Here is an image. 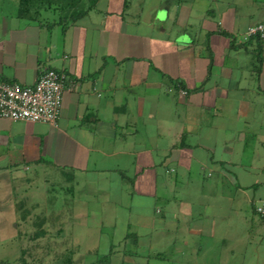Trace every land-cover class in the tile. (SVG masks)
<instances>
[{
  "label": "crops",
  "instance_id": "obj_1",
  "mask_svg": "<svg viewBox=\"0 0 264 264\" xmlns=\"http://www.w3.org/2000/svg\"><path fill=\"white\" fill-rule=\"evenodd\" d=\"M16 1L0 0V81L51 68L68 89L56 125L0 117V217L49 176L57 246L224 264L228 234L264 203V59L246 35L264 0H93L66 27L19 18Z\"/></svg>",
  "mask_w": 264,
  "mask_h": 264
},
{
  "label": "rangeland",
  "instance_id": "obj_2",
  "mask_svg": "<svg viewBox=\"0 0 264 264\" xmlns=\"http://www.w3.org/2000/svg\"><path fill=\"white\" fill-rule=\"evenodd\" d=\"M15 4H17V7ZM15 4L13 6L12 2L9 3L7 10L9 9L10 12L16 10L17 12V1ZM48 177L41 178L42 185H40V180L37 181L38 185L33 186V200L30 203L24 202L22 205L20 203H23V201L17 203L19 210L17 218H14L9 212L0 217V262H4V264H21L23 257L31 264H62L64 258L73 254L75 264H110L111 260L106 256L108 248H105V245L107 244L103 241L100 248L91 253L88 250H80L77 253L69 247L56 245L58 226L55 212L61 202L58 201L55 195L57 189L53 185L54 181ZM45 178L48 179V185H45ZM45 186L46 190L43 189ZM46 191L47 194L45 195ZM91 204L89 202V206ZM26 207L30 209L28 222H24L22 217L23 210ZM14 219L20 221L19 229H13ZM98 221L99 218L97 217H89V225L93 228ZM45 229L48 231H45ZM40 231L46 232L44 238H35L34 236ZM14 235L19 238V241L17 238L15 242L12 241ZM228 235L229 237H227L223 246L224 264H264V224L257 214L249 210L247 216L240 219L239 229ZM120 253H123L122 249ZM136 261L121 255L112 258L111 264H145L144 260ZM150 264H168V261L155 259L151 260Z\"/></svg>",
  "mask_w": 264,
  "mask_h": 264
},
{
  "label": "built area",
  "instance_id": "obj_3",
  "mask_svg": "<svg viewBox=\"0 0 264 264\" xmlns=\"http://www.w3.org/2000/svg\"><path fill=\"white\" fill-rule=\"evenodd\" d=\"M246 35L260 40V55L264 59V21L249 27ZM66 78L64 73L47 68L33 86L0 81V117L14 122L56 125L61 115L63 95L68 89ZM255 210L264 222V203L256 205Z\"/></svg>",
  "mask_w": 264,
  "mask_h": 264
},
{
  "label": "trees",
  "instance_id": "obj_4",
  "mask_svg": "<svg viewBox=\"0 0 264 264\" xmlns=\"http://www.w3.org/2000/svg\"><path fill=\"white\" fill-rule=\"evenodd\" d=\"M90 1L93 0H18L17 16L31 22L46 24L48 22L43 21L42 16L45 12L52 11L58 18L57 22L62 23L66 27L87 14L88 10L93 6L89 5ZM44 235L45 231H40L34 237L40 238L44 237ZM0 264H4V262H0ZM21 264L31 263L22 257ZM62 264H75L73 254L64 258Z\"/></svg>",
  "mask_w": 264,
  "mask_h": 264
}]
</instances>
